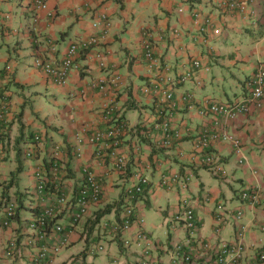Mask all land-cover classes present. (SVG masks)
Segmentation results:
<instances>
[{
    "label": "crops",
    "instance_id": "crops-1",
    "mask_svg": "<svg viewBox=\"0 0 264 264\" xmlns=\"http://www.w3.org/2000/svg\"><path fill=\"white\" fill-rule=\"evenodd\" d=\"M49 9L56 13L53 18L48 16L46 10L36 8L31 0H0V100L8 96L9 114L12 116L4 138L5 152L1 154L0 162V264H34V248L30 236L32 230L28 228L32 213L29 207L32 199L29 190L36 187L34 169L47 160L51 145L66 143L70 146L74 134L85 122H94L99 127L105 125L100 111L103 103L112 95L111 92L104 95L90 85L103 74L95 58L84 55L79 58L85 70H75L66 86L56 84L36 65L38 58L61 62L71 42L101 34L105 23L98 27H94L93 23L102 13L108 15L110 25L107 34L104 30L105 37L97 50L105 53L108 70L122 76V85L117 91L116 100L119 110L133 130L121 150L129 153V166L132 170L121 175L113 172L109 165L94 164V169L104 183V201L92 205L94 220L73 225L69 214L58 217L56 221L63 223L71 231V245L56 256L55 262L66 264L75 257L82 256L86 264H109L112 258H119L120 254L127 257L123 264L135 262L136 249L129 250V253L121 243L113 240V234L105 232L95 224L102 227L104 220L112 219L114 215L117 218L116 208L111 204L121 197L124 186L131 183L139 170H144L148 175L150 191L138 200V213L145 218L146 231L159 241L163 249L166 246L171 248L176 241L183 240L186 236L184 227L173 220V215L180 208V196L183 193L179 187L167 190L160 186V179L167 172L184 173L188 169L194 170L196 178L190 192L194 196L211 198L206 204L196 205L197 214L202 221L200 234L212 241L233 239L236 228L234 221L231 220L220 233L216 232L213 210L221 200L228 208L237 207L239 191L235 189L234 195L228 198L224 191L212 192L206 189V178L212 172L201 164L198 155L193 154L194 138L204 126L227 127L231 133L242 139L248 159L240 163L239 155L231 143L225 140L217 142L215 151L226 168V176L219 178L225 180L229 186H232L229 179L233 178L241 183V188L258 182L264 190V175L253 173L254 168L264 172V108L228 120L222 116H202L195 110H189L181 98L184 93L193 92L198 100L206 97L230 100L247 92L245 80L264 63L261 59H264V0H252L250 15L223 12L218 8L216 0H49ZM194 9H198L203 17L209 16L212 19L210 25H206L203 18L197 22L193 15ZM34 16L38 17L37 21ZM216 29L220 31L216 32ZM250 33H255L254 52L259 57L257 62L243 56L240 47H236V40ZM148 36L153 43L154 54L162 63L169 65L174 76H181L192 69L193 60L196 58L210 67L209 72H201L199 75L202 77L200 87L191 80L179 84L175 89L178 104L173 110V122L176 126L184 122L188 137L186 135L183 141L172 147H163L159 140L160 135L145 137L138 130L140 122L152 126L155 116L154 102L143 93V85L136 84L138 78L143 80V84L147 79L144 39ZM8 67L11 68V75H5ZM234 67L245 71V77L233 72ZM108 70H103L104 74ZM227 74L233 82H237L240 90L229 94L224 88L226 97H219L216 83L226 78ZM36 84L52 87L55 102L59 95L66 99L59 105L57 114L44 113L42 108L29 111L24 87ZM136 108L141 110L139 121L132 124L129 112ZM37 133L42 135L39 141L34 140ZM140 137L142 144L138 142ZM30 145L34 146V156L21 158L18 152ZM69 155L70 161L66 165L70 178L77 186L81 181L82 166L94 160V148L85 144L80 159L74 158L71 153ZM57 184L56 182V186ZM16 192L24 196V207L19 209L17 217L10 225L4 226L5 196L9 194L14 198ZM162 200H165V204L161 203ZM48 202L46 199L42 205ZM151 209L159 212L162 219L169 218V230L158 228L163 220L156 219L148 226L147 213ZM245 209V218L250 224L245 239L248 260L264 250V232L259 229L264 224V202L258 206L246 205ZM110 214L113 216L108 217ZM56 237L58 238L57 235ZM104 237L107 239L106 251L94 255L100 259L97 263L96 260L89 263L87 258L91 255L86 247L90 245L91 238L99 241ZM11 238H17L22 248V252L16 257H8L5 253L7 242ZM77 244L85 247L80 252H75L72 248ZM113 244L116 245L115 248L112 247ZM161 247L158 249V257L169 263V251ZM61 255L65 258L58 260Z\"/></svg>",
    "mask_w": 264,
    "mask_h": 264
},
{
    "label": "built area",
    "instance_id": "built-area-1",
    "mask_svg": "<svg viewBox=\"0 0 264 264\" xmlns=\"http://www.w3.org/2000/svg\"><path fill=\"white\" fill-rule=\"evenodd\" d=\"M32 3L36 8L46 10L48 16L51 18L56 15L54 10L49 9V0H32ZM216 4L223 12H239L246 15L248 13L249 15L252 14V0H216ZM193 15L197 22L203 18L205 24L210 25L212 19L209 16L203 17L198 9L193 10ZM107 17L108 15L106 13H102L100 18L93 23L94 27L101 26V23H105V27L102 29L101 34L91 35L88 38L71 42L61 62H56L47 58H38L36 60V65L42 68L51 80L61 86H65L69 83L71 75L75 70H85L79 58L83 55L88 58H95L103 74L93 80L90 85L102 94L111 92L112 95L111 98L103 103L100 111L103 123L106 125L105 129L100 128L99 125L94 124V122H85L84 126L74 134L72 138L73 141H71V143H73L71 150L77 157H80L82 154V145L89 144L94 148V160L93 162H87L83 165V183L81 182V186L79 185L74 195L73 203L77 208L73 215L74 219L78 221H82L88 216L90 204L98 203L103 198V180L100 174L94 169V164L109 165L113 172L125 174L130 163L129 153L122 151L121 148L126 138L130 136L133 127L119 110L116 100L117 91L122 85V76L118 72H111L108 70L105 53L97 51V46L103 42L105 34L108 33L110 22ZM34 18L35 21L38 20L37 16H34ZM101 20L105 21L102 22ZM219 31V29H216V32ZM144 58L147 61V79L141 89L143 93L149 96L154 102L155 116L152 120V126H155L154 128L157 130L160 128L167 130L168 126L170 127V120H173V110L178 104L175 97V89L178 84L191 81L192 78H194L197 84H201L198 74L201 72L204 74L209 72L210 67L204 64L202 60L196 58L193 60L192 69L181 76H174L169 65L162 63L154 54L153 43L149 36L144 39ZM7 69L9 75L11 68L8 67ZM103 70H108L109 72L104 74ZM247 86L249 92L239 99L235 98L227 101H219L216 98L207 97L198 100L193 92H187L183 94L181 100H183L186 108L195 110L200 115H207L211 111V113L223 116L225 119L233 120L242 113L246 114L254 108L259 109L263 107L264 68L262 66H260L251 79L247 81ZM7 104L6 98L0 100V109H7V107H4ZM9 113V108L6 114L0 110V162L1 154L5 150V146L2 142V135L4 130L9 126V122L12 120V116H10ZM161 118L163 119L161 120ZM183 123L177 126L178 130H176L174 134L178 139H181L187 133L186 125ZM144 125L150 127L146 124ZM141 133L144 136L149 135L146 134L145 129L142 130ZM153 134H150V136L153 137ZM34 139L35 141H39L41 136L36 134ZM221 140L228 141L232 144L235 152L239 155L240 162L246 161L247 158L243 151L241 139L229 131L224 129L220 130L216 127L200 130L194 138L193 154L200 157L203 165H207L217 172L223 171V165L220 163L219 157L215 152V144ZM174 142L173 136H164L161 145L163 147H172L175 144ZM25 150L28 157L34 156L33 145L28 146ZM51 151L49 164L45 165L44 163H39L34 169L36 187L30 192L32 201L34 202L32 205L34 208H37L41 201L46 199L51 201V204L41 210L39 214L37 212L33 213L28 221L30 228L34 229L40 238H45L48 233L45 229L48 218L50 216H55L64 209L71 210L70 206L73 205V203H71L72 195L69 196L67 192L71 191L74 186L71 185L70 181L66 178L67 168H65V170L62 168V166L65 167L64 162H62L63 157H65V159L68 158L65 145H63L62 148L61 145L56 144L52 146ZM144 172V170L137 171L135 174L136 182L126 187V195L129 196V198H134L136 194L143 192V184L148 183V176ZM191 176L192 174L187 175V179H190ZM179 179L181 178L163 179L162 184L173 187ZM56 182L58 183L57 186ZM243 198L249 199L251 203L256 205L261 201V192H244ZM16 208H18V206L14 200H5L4 209L7 217L4 221L5 225H9L15 218ZM133 215L134 208L132 206L126 207V211L121 215L122 220L118 222V224L113 223L111 227L112 230L122 232L123 234H129L134 224L132 220L130 221ZM184 215L186 217L187 226L194 228L195 219L193 209H186ZM177 218L180 219L181 216L178 215ZM236 218L239 224L234 240L221 241L219 243H202L204 255L200 253L195 256L193 250L196 249V247L191 244V239L189 238L186 243L190 249L188 251H182V246H177L179 256L178 259H174L172 264H259L262 261L264 262V250H260L258 254L253 256L249 261L245 260V236L249 225L243 221L242 211L237 212ZM223 220L224 215L219 211L216 215V222L221 224ZM57 229H61V226H57ZM261 229L264 230V226ZM133 236L130 235L126 237V244H130L133 240H137L138 242L145 241L150 245L149 238L141 229H137ZM68 242L69 237L66 236L61 241V244L65 246ZM9 245L11 247L15 246V242L10 241ZM151 248L152 247L148 246L145 249V264H148V261L150 264H156L150 262ZM40 249V255L43 256L46 254V247L43 246ZM101 249H103L102 245L98 247V250ZM12 250L13 249L10 248L7 254L11 255ZM113 264H117L116 261H114Z\"/></svg>",
    "mask_w": 264,
    "mask_h": 264
},
{
    "label": "clouds",
    "instance_id": "clouds-1",
    "mask_svg": "<svg viewBox=\"0 0 264 264\" xmlns=\"http://www.w3.org/2000/svg\"><path fill=\"white\" fill-rule=\"evenodd\" d=\"M31 2H32V0H31ZM260 66H262L264 68V63L261 64V65H259L255 69V71L251 75H249L247 77V79L245 80V86H246L247 92L244 95L237 97L238 99L241 98V97H243V96H245L249 92V88L247 86V81L251 79V77L254 75V73L258 70V68ZM189 70H187L186 72H188ZM11 72H10L9 75H11ZM200 74H198V77L201 80V84H197L196 81L194 80V78L191 79V80H194V83H195V85L197 87H200L202 85V77L199 76ZM180 84H182V83H180ZM233 99H235V98H233ZM230 100H232V99H230ZM219 101H227V100H219ZM263 108H264V98H263V107L262 108H259V109L254 108L251 111H254V110L260 111ZM242 114H240V115H242ZM208 115H213V116H216V117L220 116V115H216V114L211 113V111L207 115H202V116H208ZM8 129H9V126L6 128V130H4L3 134L6 131H8ZM218 129H220V130L221 129H224L226 131H229V129H227V127H221V128H218ZM37 134H39V133H37ZM39 135L41 136V139H42V135L41 134H39ZM35 136H36V134L34 135V137ZM145 137H152V136L147 135ZM126 140H127V138H126ZM126 140H125V142H126ZM71 141H73V140H71ZM2 142H3V144H4L5 148H6V144L4 143V137H3V135H2ZM241 142H242V147H243V151H244V144H243L242 139H241ZM56 144L61 145L62 148H63V145H65V148H66L67 153H68V156H67L68 158L65 159V157H63V159H62V162H64V165H65V167L62 166V168L64 170H65V168H67L66 162L70 161V155H69L70 153L76 159H80L82 157V154H81L80 157H77V156H75L73 154V151L71 150V146L73 145V143H71L70 146L67 145L66 143L65 144L56 143ZM56 144L54 143V144L51 145V148H50L49 153H48V156H47V160H45L47 162V165L49 164V160L51 158L52 146H55ZM83 146L84 145H82V147ZM4 152H5V150H4ZM81 152H82V149H81ZM216 154L219 157L220 163L222 164L223 162H222L220 156L218 155V153H216ZM246 158H247V156H246ZM1 159H2V156H1ZM247 159H246V161H247ZM239 162H240V158H239ZM240 163H244V162H240ZM203 166H205L207 169L210 170V172H212V174H215L218 177L226 176V168L224 167V165H223V168H224L223 171H218V172L215 171V170H213V169H211V168H209L207 165H203ZM66 170H67L66 178H67V180L70 181L71 185L74 186V188H72L71 191L67 192V194L69 196L72 195V197H71V201L72 202L71 203H73L74 202V195L76 194V189L79 187V185L81 186V182L83 183V171L81 170L82 171V176H81L80 184H78L77 186H75V183L70 178L69 169L67 168ZM253 173L254 174H257V175H261V174L264 175V172L262 170H260L259 168H254L253 169ZM117 174H119V173H117ZM189 174H192V176L190 177V179H187V175H189ZM121 175H124V174L121 173ZM168 178H170V177H168L166 174H163L162 175V178L160 179V186L163 187V188H167V190H172V189H176L177 187H179L181 193H183L182 196H180V208L176 212V214L173 215V220H175V218H177V216L180 215L181 216V218L179 219L180 220V224L186 230V236L184 237V239L183 240L176 241L173 244V246L169 249V252L171 253L170 254V261H169V263H166L163 259H161L160 257L155 256L153 254V252L156 249L158 250L161 247L160 244H159V241L156 240V239H154V238H149L147 236L149 238V240H150V245L148 243H146L145 241H142L141 242L140 240H139L140 242H138L137 240H133V242H131L130 244H126V237L127 236H130V235L133 236L135 234V232H136L137 229H141V231H143L147 235V231H146V228H145V218L138 213V204H137V202L140 199L139 194H141V193L136 194V196L134 198H129V196L126 195V187L128 185H130L131 183L136 182V177H134V179L131 181V183H128V184H126L124 186V188L122 190V193H121V197L114 204H111V206H115V208H116L117 218L115 220H110V219L104 220L103 223H102V227L99 224H95L96 227L102 228L105 232L108 231L111 235L113 234L112 235L113 236V240H115L116 242L121 243L123 245V248H126L127 250L128 249H130V250L131 249H136L137 250V258L135 260V263L136 264H145L144 261H146V257H145L144 254H145V249L148 246L152 247L151 248V258H150V262H152V263L154 262L156 264H172V262L174 261V259H178V256H179L178 250H177V246H182V251H188L190 249V248H188V245L186 243L187 239H189V238L191 239V244L194 247H196V249L193 250L194 251L193 254H195V256L197 254H200V253H201V255H204L203 254L204 248H203L202 243H205V242L219 243L221 241H231V240H234L235 237H236V231H237L238 224H239V221L236 218V214H237L238 211H242L243 212V221L246 222L249 225L248 231L246 233V236H247V234H248V232L250 230V224L246 221V218H245L246 217V209H245V206L246 205H252V206H256L257 205L258 206V205H260V204H262L264 202V190L262 188V185L260 183H258V182L256 184H253V185L245 186V187H243V188H241L239 190V192L237 194L239 205L237 207L228 208V206L226 205V203L223 202V200L217 202L216 205H215V207H214V210H213V212H214V219H215V229H216V232L220 233L224 229V227L232 220V221H234L235 226H236V228H235V236H234L233 239H222V240H218V241H212V240H210V239H208L206 237H203L200 234L201 233V228H202V221H201V218L199 217V215L197 214L196 205L197 204H206V203L210 202L211 198L209 196H204V197L194 196L190 192V187H191L193 181L196 178L194 170L193 169H188L187 170V173H182V176L180 177L181 179H179L177 181V183L173 187H168V186L162 184V180L163 179H168ZM102 184H103V187H104L103 181H102ZM143 186H144V188H143V192L142 193H144L147 190V188L150 187V179H149V177H148V183L147 184H143ZM31 191H33V190H29V193ZM252 191H259V192H261V201H260V203H258L256 205H254L253 203H251L249 201V199L243 198V193L244 192L251 193ZM104 195H105V189H104V192H103V198H102V200L100 202H98V203H92V204H90L89 214L82 221H78V220H75L74 219L73 213H74V211L77 208L76 205H74V203H73L72 206H70L71 207V210L64 209L62 212L61 211L58 212L55 216H52V217L50 216L48 218V223H47V226L45 228L46 231L48 232L47 235L45 236V238H40L37 235V232L34 229H31L30 228V225L28 224V228L32 230V232L30 233V236H31V243H32V246L34 248V251L32 252L33 253V255H32V262L34 264H65V263H56L55 262V259H56V256L58 254H60L65 248H67V247H69L71 245V231H68L65 228V226H64L63 223L57 222L56 220L58 219V217L61 214H69L70 221H71V223L73 225H77V224H79L81 222H87L90 219L94 220V218H93L94 217V212L92 211L91 207H92V205H98V204L103 203V201H104ZM47 200H49V199H47ZM44 201H41L39 203V205L37 207L38 209L37 208H34L32 206L34 204V202L32 201V199L29 201V207H30V209L32 211L31 215L33 213H36L35 209L38 210L37 213L39 214V212L41 210H43L46 206H48V205L51 204L50 203L51 201H49L47 204L44 203V205H42V202H44ZM123 204H125V209H122ZM129 206H132L134 208V215L130 218V221L132 220V223H134L132 225V227H131L130 232H129L130 235L128 233L127 234H123L122 232L113 231L112 228H111L112 227V224L113 223H117L118 224V222H120L122 220L121 219V215L126 211V207H129ZM188 208H192L193 209L194 219H195V227L194 228H190V227L187 226L186 217L184 215V212ZM219 211H221L223 213V215H224V220L221 222V224H218L216 222V215H217V213ZM13 220L11 222H13ZM3 225L4 226H8V225H5L4 224V221H3ZM57 226H61V229H57ZM263 226H264V224L259 226V229L262 232H264V230L261 229ZM133 227H134V229H133ZM52 233H56V234H52ZM56 235L58 236V238L56 237ZM66 236L69 237V242H68L67 245L63 246L61 244V241ZM246 236H245V239H246ZM10 241L15 242V246H12L11 247L9 245V242ZM91 242H93L92 245L90 243V245L86 247V251L90 255H93L94 256V255H97L99 253H102V252L106 251V245H107L106 241L100 240V239H99V241L98 240L96 241V240H92V238H91ZM13 245H14V243H13ZM100 245H102L103 249L98 250V247ZM43 246L46 247L47 252H45L46 254H44L42 256V255H40L39 251L41 250L40 248H42ZM245 247H246V242H245ZM10 248L13 249L12 250V254L11 255H8L7 254V251ZM163 250H165V249H163ZM21 252H22V248H21L20 243L18 242V239L17 238H11L10 240H8L7 245H6V251H5V253H6V255L8 257H16ZM246 252H247V247H246ZM245 260L246 261H249L250 258H248V260H247V257H246ZM114 261H116L117 264H120V261H119V258L118 257L112 258L109 261V264H113ZM262 262H260L259 264H261ZM66 264H86V262H85V260H84V258L82 256H78V257H75L74 259H72L70 263H66ZM148 264H150L149 261H148Z\"/></svg>",
    "mask_w": 264,
    "mask_h": 264
},
{
    "label": "rangeland",
    "instance_id": "rangeland-1",
    "mask_svg": "<svg viewBox=\"0 0 264 264\" xmlns=\"http://www.w3.org/2000/svg\"><path fill=\"white\" fill-rule=\"evenodd\" d=\"M255 33H250V34H245L244 37H241V39H237V43H236V47H240V52L241 54H243V56H248L252 62H257L258 61V54L254 52V49L256 47V41H255ZM97 51H100L99 49ZM94 52V51H93ZM103 52V51H101ZM263 61L264 59L261 58ZM232 71L235 72L236 74H238V76L240 77H245V71L239 69V68H232ZM136 84L138 85H143V80L142 79H137L136 80ZM140 86V87H141ZM216 87H217V95L219 97H226V94L224 92V88H226L229 92V94H233L234 91H239L240 87L237 85V82H233L230 79V76L227 74L226 78H223L220 80V82L216 83ZM24 96L27 98V102L29 104V111H31L32 109H43L44 113L49 114L50 112H56V114L58 113V109H59V105L61 103H64L66 101V99L62 96L59 95L57 101L55 102V100L53 99V88L52 87H45L43 84H36V85H27L24 87ZM143 96V95H142ZM18 98L20 99V96H18ZM142 99H144L142 97ZM140 109L136 108L133 109L129 112V118L130 121L132 122V124H135L136 122L139 121V116H140ZM207 184H206V189L212 192H220V191H224L227 194V197L230 198L234 195L235 193V189H238V191L241 189V183L238 181L233 180V178L229 179V182L232 186L226 185V183L224 182L225 180H223L222 178H219L217 175L212 174L210 175V177L206 178ZM172 197V196H169ZM162 204H165V200H162L161 202ZM122 209H125V204H123ZM115 213V212H114ZM113 214H110L108 217H112ZM148 216V226L150 227L152 225V222H154L156 219L157 220H163V224H159L158 228L161 229H168V227H170V221L169 218L166 219H162L160 216L159 212H155V209H151L150 211H148L147 213ZM116 217L114 215V217L110 220H115ZM153 219V220H152ZM155 229V228H154ZM104 241H107V239L104 237L103 238ZM93 242H91L92 245ZM115 244H113V248H115ZM85 247V245L83 244H77L75 245L72 250L73 251H77L80 252L83 248ZM170 247L166 246L165 250L169 251ZM130 249H128L127 251L129 252ZM131 251V250H130ZM119 253V251H118ZM130 253V252H129ZM153 254L155 256H158L159 252L156 249ZM169 254H171L169 252ZM167 256V255H166ZM165 256V259H166ZM65 256L61 255L58 260L64 259ZM68 258V257H67ZM127 259L126 256L121 255L119 256V261L120 264H123L125 262V260ZM88 262H93L96 260L95 263H97V261H99L100 259L97 258L96 256H88L87 258ZM133 264H136L135 262H133Z\"/></svg>",
    "mask_w": 264,
    "mask_h": 264
},
{
    "label": "trees",
    "instance_id": "trees-1",
    "mask_svg": "<svg viewBox=\"0 0 264 264\" xmlns=\"http://www.w3.org/2000/svg\"><path fill=\"white\" fill-rule=\"evenodd\" d=\"M5 75H8V69H7V72H6V74ZM5 89V91H6V88H4ZM5 96V95H4ZM1 97V96H0ZM4 98H6V101H7V105H5L4 107H7V109H0L4 114H6V112H7V110H8V108L10 107V100H9V98H8V96L6 95ZM252 111H250L249 113H251ZM172 115H175V114H173L172 113ZM165 117V116H164ZM163 117V118H164ZM163 118H161V120L163 119ZM9 126H10V124H9ZM105 127H106V125H104L103 127H100V128H102V129H105ZM155 126H150V127H146L145 125H144V123L143 122H140V124L138 125V130L141 132L142 130H144L145 129V131H146V134H153V135H160L161 136V138L159 139L160 140V142L161 141H163L164 140V136H168V137H172L173 136V138H174V143H175V145L176 144H179V142L180 141H183L186 137H188V133H186L181 139H178V137L176 136V135H174L175 134V131L176 130H178V127L174 124V122H173V120H170V127L168 126V129L167 130H164V129H156V128H154ZM187 127V126H186ZM149 128V129H148ZM204 128H211V126H204L202 129H204ZM201 129V130H202ZM165 131H167V132H165ZM7 132V131H6ZM6 132L3 134V137L5 138L6 137ZM200 132V131H199ZM198 132V133H199ZM8 133V132H7ZM197 133V134H198ZM166 134H169V135H166ZM187 135V136H186ZM186 136V137H185ZM185 137V138H184ZM138 142L139 143H143V141L141 140V137H140V140H138ZM27 148V147H26ZM25 148V149H26ZM22 150V152H21V150H20V152H18L20 155H21V158H31V157H28L27 155H26V150ZM23 153V154H22ZM161 159V157H159V160ZM151 163L153 164V160H152V158H151ZM44 164L46 165L47 164V162L45 161L44 162ZM155 166L157 165L156 163L154 164ZM153 165V166H154ZM132 170V167L131 166H129L128 165V169L126 170V173H128L129 171H131ZM182 173L183 172H181V171H176V172H167V176L168 177H170V178H180L181 176H182ZM184 173H187V171L186 172H184ZM165 189H167V188H165ZM150 191V188L148 187L147 188V190L144 192V193H141V194H139V197H142V196H144L147 192H149ZM5 197H7L6 198V200H14L15 201V203H16V205L18 206V208H16L17 210H16V216L15 217H17V215H18V213H19V209L20 208H23L24 207V203H25V200H24V196L22 195V194H19V193H15V197L14 198H12L11 197V195H9V194H7ZM25 197H26V195H25ZM2 200H3V197H2ZM5 203V202H4ZM38 209V208H37ZM37 209H35V211L37 212L38 210ZM6 218L7 217H5V219L3 220V221H5L6 220ZM1 220V219H0ZM178 222V223H180V220L178 219V218H175V220H174V222ZM147 236L149 237V238H152V236H150V234L147 232Z\"/></svg>",
    "mask_w": 264,
    "mask_h": 264
}]
</instances>
